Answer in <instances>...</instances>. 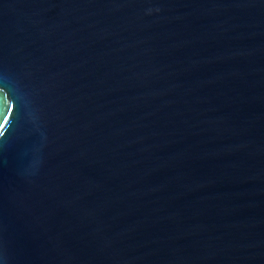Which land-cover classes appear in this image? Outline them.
<instances>
[{"label": "water", "instance_id": "water-1", "mask_svg": "<svg viewBox=\"0 0 264 264\" xmlns=\"http://www.w3.org/2000/svg\"><path fill=\"white\" fill-rule=\"evenodd\" d=\"M0 264H264V0H0Z\"/></svg>", "mask_w": 264, "mask_h": 264}]
</instances>
